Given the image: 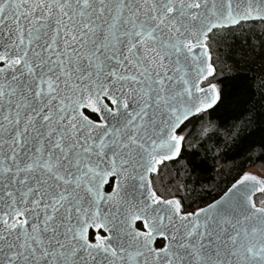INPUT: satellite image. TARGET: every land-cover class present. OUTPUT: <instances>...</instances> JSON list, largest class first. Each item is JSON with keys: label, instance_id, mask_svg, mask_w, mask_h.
<instances>
[{"label": "snow or ice", "instance_id": "6c2138e0", "mask_svg": "<svg viewBox=\"0 0 264 264\" xmlns=\"http://www.w3.org/2000/svg\"><path fill=\"white\" fill-rule=\"evenodd\" d=\"M253 88L264 0H0V264H264Z\"/></svg>", "mask_w": 264, "mask_h": 264}, {"label": "trees", "instance_id": "16d2710c", "mask_svg": "<svg viewBox=\"0 0 264 264\" xmlns=\"http://www.w3.org/2000/svg\"><path fill=\"white\" fill-rule=\"evenodd\" d=\"M225 71L227 72L228 69H226ZM232 71L234 73H239L241 75L248 74L247 69L244 66H239L235 69H232ZM250 93H251L250 95H242L240 97L241 101H242L241 107L252 108L253 106H255L257 109H259L260 104L264 103V101L260 100V98H259V96L256 93V90L254 88L250 89ZM245 101H246V103H244ZM261 127H264V113H261V116L258 119L257 124H256L257 129L261 128ZM256 135L258 137L260 135V133L257 131ZM222 163L225 165V171H227L228 168L233 166L234 162H233V160L226 159V160L222 161ZM261 163H262V161H255V163H251L248 159L243 158V157H237L235 159V164H242L246 170L253 165H257V164L260 165ZM210 175L212 176V178H215L214 174H210ZM220 179H223V177H221ZM203 183L210 184V183H212V179L205 180V181H203Z\"/></svg>", "mask_w": 264, "mask_h": 264}, {"label": "rangeland", "instance_id": "374dc122", "mask_svg": "<svg viewBox=\"0 0 264 264\" xmlns=\"http://www.w3.org/2000/svg\"><path fill=\"white\" fill-rule=\"evenodd\" d=\"M247 170H251V171H254V172H260L259 164L253 165V166L249 167Z\"/></svg>", "mask_w": 264, "mask_h": 264}]
</instances>
